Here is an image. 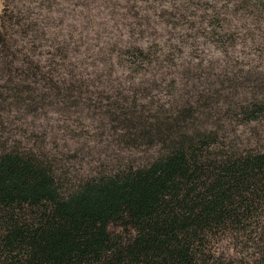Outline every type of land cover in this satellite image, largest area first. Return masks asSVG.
Returning a JSON list of instances; mask_svg holds the SVG:
<instances>
[{
    "label": "trees",
    "instance_id": "1",
    "mask_svg": "<svg viewBox=\"0 0 264 264\" xmlns=\"http://www.w3.org/2000/svg\"><path fill=\"white\" fill-rule=\"evenodd\" d=\"M130 1L1 0L0 264H264V144L234 148L208 127L217 106L231 124L264 121V0ZM89 49L157 77L182 109L144 99L141 78L99 85ZM48 114L156 154L72 178L25 144ZM248 224V261L215 255L217 237Z\"/></svg>",
    "mask_w": 264,
    "mask_h": 264
},
{
    "label": "rangeland",
    "instance_id": "2",
    "mask_svg": "<svg viewBox=\"0 0 264 264\" xmlns=\"http://www.w3.org/2000/svg\"><path fill=\"white\" fill-rule=\"evenodd\" d=\"M130 2L137 3L142 9H145L143 11H147V3L142 1L139 3L135 0ZM1 6L2 3L0 0V10ZM116 9L119 8L116 6ZM146 16L149 18V21L154 20L151 15ZM144 18L140 19L139 22H146ZM208 50L210 53L213 51L212 48ZM237 50H240V48L237 47ZM83 51L84 60L82 63L85 67L88 64H94L93 67H88L87 71H93V78L99 85H129L132 81L141 78L144 81V87H148L145 93H141L145 96L144 99L151 98L158 100V103L163 104L165 107L175 104L174 107L176 110L182 109V104L179 102L174 103L172 101L173 98L166 93L165 89L161 88L162 85L157 77L153 78L148 75L136 76V73L127 74L129 71L127 68L124 70L116 65L112 67L108 65L104 66L103 61H101L99 56L97 58L91 49ZM250 58H253V56H246L245 61H249ZM254 63H260V59H256ZM182 72H185V70ZM176 80L178 81L179 94L183 87V92L187 91L191 95L193 87L197 85L196 83L187 82H195L196 80L194 78H189V80ZM213 116L216 119V123L214 125L212 124V126L209 124L208 127L218 129L225 144L240 149L256 146L259 143L264 144V121L242 125L231 124L225 116L223 109L219 106L213 112ZM69 117L73 119V116L70 115ZM202 120L204 119H199L198 124ZM31 125L36 132V136H32L29 142L25 143L26 146L28 147L30 144H34L33 148L40 146V149H44L45 151L50 150L52 153H48V156L63 171H68L72 178L84 176L89 173L93 174L99 171H106L125 164L136 165L147 159L149 160L156 154V150L153 147L125 146L123 143H117L114 137L108 135L105 128L101 127L92 119L84 120L79 124L68 119L60 120L58 116L48 114V116L34 119ZM71 129H74L73 133ZM255 221H259L260 225H264V210H262L261 216L255 219ZM255 227V224H248V226L241 230L239 235H235L233 229L221 234L211 245L215 255L222 256L226 259L230 258L236 262L248 261L252 254L255 253V249L252 247ZM109 230L119 235L123 232V228L117 223L110 225ZM258 232H260L259 229Z\"/></svg>",
    "mask_w": 264,
    "mask_h": 264
}]
</instances>
